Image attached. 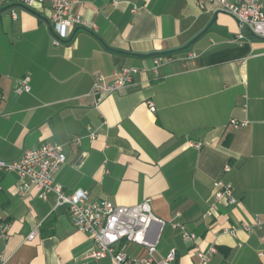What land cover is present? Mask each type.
Returning <instances> with one entry per match:
<instances>
[{"label": "crops", "instance_id": "1", "mask_svg": "<svg viewBox=\"0 0 264 264\" xmlns=\"http://www.w3.org/2000/svg\"><path fill=\"white\" fill-rule=\"evenodd\" d=\"M71 14L86 26L55 45L48 0L31 7L0 0V159L60 144L66 160L55 180L66 193L85 190L90 201L125 206L151 198L165 222L156 259L175 249L172 264H197V251L214 244L208 264H264V226L252 224L264 217V38L236 43L235 18L205 0H77ZM168 55L175 60L155 67V57ZM122 67L142 70L95 106L97 79ZM24 76L30 91L15 93ZM218 178L232 184L237 202L203 218ZM18 181L13 172L0 175L8 227L0 260L114 264L88 257L93 240L74 227L67 206H56L54 193L20 195ZM172 222L195 240L185 242ZM243 223L251 230L222 231ZM118 247L147 256L137 243Z\"/></svg>", "mask_w": 264, "mask_h": 264}, {"label": "built area", "instance_id": "2", "mask_svg": "<svg viewBox=\"0 0 264 264\" xmlns=\"http://www.w3.org/2000/svg\"><path fill=\"white\" fill-rule=\"evenodd\" d=\"M43 0H14L25 7H31L34 2ZM50 3V31L52 43L55 45L69 39L77 27L86 26V22L78 14H71V7L77 0H48ZM209 4L218 7L230 14L238 24L235 42L240 43L248 35L264 38V0H205ZM118 0H112L116 4ZM12 16L15 17L14 12ZM195 58L190 54L187 59ZM172 56L155 57V67L174 61ZM137 67H122L114 71L109 77L100 76L95 82L91 96L94 105L97 106L102 98L116 89L128 87L133 83V76L141 71ZM31 89L29 77L19 78L14 86L15 93L29 92ZM148 108L153 111L151 101L146 102ZM236 123V122H235ZM95 136L94 133L90 138ZM66 156L63 147L56 143H44L32 147L12 161L0 159V175L3 173H15L19 181L14 191L24 195L33 188L38 196L45 199L48 193L56 196V206H67L74 227L93 240V249L88 257L100 259L111 257L114 264H172L176 258L175 249H170L159 259L154 257L157 252V244L164 221L154 216L151 209V198L147 197L140 203L130 206L117 205L107 200L88 199L85 190H76L66 193L60 183L55 180V175L60 166L65 162ZM230 170L229 164L222 168L223 172ZM237 202L233 195L232 184L218 178L213 182L212 198L207 210L202 217H212L216 214L220 204L233 205ZM253 226H264V217L254 216ZM171 225L178 228L185 242H192L196 235L185 229L184 225L172 222ZM251 224L243 223L241 227L230 226L222 229L223 232L235 235L238 229L250 231ZM7 224L0 218V237H7ZM37 236L34 229L27 236V240H33ZM121 240L137 243L145 248L147 256H130L118 247ZM216 252V247L211 244L206 250H198V263L208 264L211 256ZM0 264H5V258L1 257Z\"/></svg>", "mask_w": 264, "mask_h": 264}, {"label": "water", "instance_id": "3", "mask_svg": "<svg viewBox=\"0 0 264 264\" xmlns=\"http://www.w3.org/2000/svg\"><path fill=\"white\" fill-rule=\"evenodd\" d=\"M255 37H257V36H255Z\"/></svg>", "mask_w": 264, "mask_h": 264}]
</instances>
